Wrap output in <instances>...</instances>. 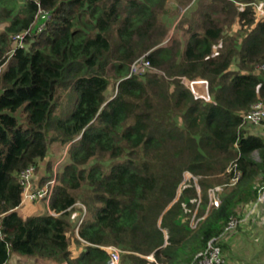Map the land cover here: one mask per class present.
<instances>
[{"label": "trees", "instance_id": "16d2710c", "mask_svg": "<svg viewBox=\"0 0 264 264\" xmlns=\"http://www.w3.org/2000/svg\"><path fill=\"white\" fill-rule=\"evenodd\" d=\"M169 1L0 0V264H107L109 246L120 264H156L151 255L191 264L256 201L264 136L248 133L243 116L264 101V73L255 72L264 0H200L183 42L168 40ZM39 15L44 28L29 40ZM22 34L28 47L18 46ZM142 57L162 73L130 76ZM182 78L207 80L214 102L196 100ZM59 89H70L72 104L54 118ZM55 141L68 149L57 174L47 161ZM31 167L38 188L56 185L49 212L25 218L19 179ZM187 172L199 177L201 199L194 184L181 187ZM224 184L208 209L209 189Z\"/></svg>", "mask_w": 264, "mask_h": 264}, {"label": "rangeland", "instance_id": "374dc122", "mask_svg": "<svg viewBox=\"0 0 264 264\" xmlns=\"http://www.w3.org/2000/svg\"><path fill=\"white\" fill-rule=\"evenodd\" d=\"M183 1H185V0H177V1L172 0V1H169V3H168L169 4V8L171 10V13L164 19V21H165V24L167 25V28H168V31H169V37H168L169 41L170 40L171 41L172 40H178L180 42H183L185 40V38H186V36H185L186 29L181 27V25H184V21L186 19L190 18L191 13H193L195 11L196 6L198 5V2L200 0H192V1L189 0L191 2L186 3V4H188L187 6H184L183 3H185V2H183ZM259 6L262 9V11L258 12V19L261 20L262 18H264L263 4L260 3ZM36 23H37V25H36L37 27H33L32 31L28 34L29 40L34 38V36L36 34L40 33L39 30H37L38 26H39L40 30H42L44 28V25L41 22V15L38 16V22H36ZM4 26H5L4 24H0V30H2L4 28ZM233 27H234V29L236 31L239 30V27H238L237 24H235ZM26 39H27V37L25 36V34H22V40H21L22 41V45L23 46L25 45V46L28 47V43L30 41L28 40V42L26 43V41H25ZM142 58H146V57H142ZM232 69L235 70V71H237L239 69L238 60L235 61V63L232 66ZM255 72L257 73V70ZM152 73L156 74V73H162V72L158 71L151 64V68L144 69L143 72L140 73V75H142V74H152ZM182 82H183V80H182ZM116 89H117V81L112 78L111 86H110V88H109V90L107 92V97L109 99L115 94ZM71 94L72 93H71L70 89H66V90L59 89L58 90L57 99H56L57 108H56L55 113H54V118H63L66 115H68V113H69V111L71 109L70 105L72 104ZM21 118L25 119L24 117H21ZM243 127L250 134H256V135L261 136V137L264 136V127L253 126V125H250V124H247V123L243 124ZM50 136H53V135H50ZM67 150H68L67 147L65 145H63L60 141H55V142H53L51 144L50 152H49L47 161L48 162H52V164H54L53 171L55 172V174L60 172L62 170V168L64 167L65 163L67 162V158H68V156H66L67 155ZM254 158L256 160H260L259 152H255L254 153ZM233 168H234V164H232L230 166V168H229V170L227 172L228 173H232L233 172ZM40 174L41 175L45 174V171L42 170V172ZM236 174H235V176H236ZM41 175H39V176H41ZM238 175L239 174H237V176ZM36 178L37 177H35V179ZM199 180H200L199 177H196L192 173L187 172L185 174V176H184V180H183V183L181 184V187L182 186L184 187V186H186L188 184L189 185L190 184H194L195 188L198 191L199 198L201 199L200 188H199V184H198ZM233 180L234 179H232L230 181L229 187L232 186L233 184H235ZM262 185H264V181L258 180L257 183H256V186L257 187H261ZM181 187L179 189V195L182 193V188L183 187L182 188ZM226 187H227L226 184H224V185L213 187V188H211L209 190H214L215 196L219 200L220 197H222L225 194V191L227 189ZM208 194H209V191H208ZM213 197H214V194H213ZM201 208H202V204H201V202L199 200L198 204L196 206V211L194 212L193 217L198 214V211H200ZM208 209H209V205H208ZM43 212H49V208H48V204L47 203H37L36 205L35 204H31V203H25L24 206L20 209V213L22 215H24L25 218L30 216V215L37 214V213H43ZM193 217H192V219H193ZM235 218H239L238 215ZM197 219H199V218L196 216V220ZM195 224H196V221L193 222V226ZM79 247H80V245L77 244L75 239H73L71 241V250L73 252V256H75L76 253L80 250ZM121 256H122V254H121ZM228 261L230 263L233 262L231 259H229ZM233 263L234 264H242L243 261L234 260ZM11 264H57V263H54V262H51V261H46V260H39V259H22V258L19 259V257L13 256L12 260H11ZM249 264H251V263L249 262Z\"/></svg>", "mask_w": 264, "mask_h": 264}, {"label": "built area", "instance_id": "2783aa9c", "mask_svg": "<svg viewBox=\"0 0 264 264\" xmlns=\"http://www.w3.org/2000/svg\"><path fill=\"white\" fill-rule=\"evenodd\" d=\"M20 44L18 46H22V35L18 36ZM151 68V62L146 58H141L135 61L131 65L130 76L137 75L143 72L144 69ZM257 73H264V62L257 66ZM183 83L188 87V89L193 94L196 100H203L206 103H213L212 96L210 94V84L207 80L199 79L190 81L186 78H182ZM250 124L254 126H261L264 127V101H258L255 103L251 109L245 113L243 116V124ZM35 168L31 167L26 171L22 172L20 175V183L23 187V201L24 203H36L40 201H44L47 204L50 202L52 197L54 187L56 185V180H52L49 182L48 185L38 188L35 182ZM239 175L234 178V183L238 180ZM258 188V197L256 199L257 203L264 202V186L257 187ZM214 194V197H213ZM209 208L213 206H218L219 200L215 196L214 190H209ZM54 215V212H51ZM203 218H199L196 220V216L193 217L191 221V226L195 228ZM196 221V224L193 226V222ZM242 223L240 218H231L230 222L228 223L224 233L219 238H214L208 243V247L206 250L197 254L195 260L191 264H228V261L223 253L222 247L220 243L222 241L234 234L238 229L239 225ZM107 253L109 254V260L107 264H120L121 261V251L114 246H109L104 248ZM150 262L157 263L154 256L151 255L148 257Z\"/></svg>", "mask_w": 264, "mask_h": 264}, {"label": "crops", "instance_id": "0c3cea01", "mask_svg": "<svg viewBox=\"0 0 264 264\" xmlns=\"http://www.w3.org/2000/svg\"><path fill=\"white\" fill-rule=\"evenodd\" d=\"M238 217L242 221L238 231L221 243L227 261L231 259L233 262L243 261L242 264H264V202L255 201L246 205L238 211ZM233 262L228 261V264Z\"/></svg>", "mask_w": 264, "mask_h": 264}]
</instances>
